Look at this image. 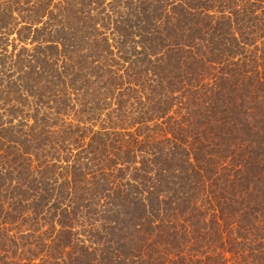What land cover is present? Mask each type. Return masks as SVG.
I'll use <instances>...</instances> for the list:
<instances>
[{"label":"trees","instance_id":"16d2710c","mask_svg":"<svg viewBox=\"0 0 264 264\" xmlns=\"http://www.w3.org/2000/svg\"><path fill=\"white\" fill-rule=\"evenodd\" d=\"M0 264H264V0H0Z\"/></svg>","mask_w":264,"mask_h":264}]
</instances>
